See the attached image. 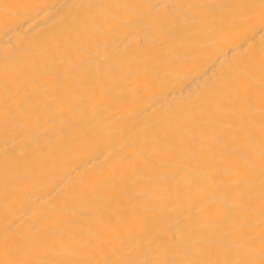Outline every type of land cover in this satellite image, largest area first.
Segmentation results:
<instances>
[{"label":"bare ground","instance_id":"1","mask_svg":"<svg viewBox=\"0 0 264 264\" xmlns=\"http://www.w3.org/2000/svg\"><path fill=\"white\" fill-rule=\"evenodd\" d=\"M0 264H264V0H0Z\"/></svg>","mask_w":264,"mask_h":264}]
</instances>
